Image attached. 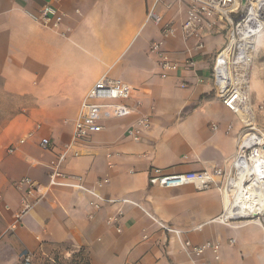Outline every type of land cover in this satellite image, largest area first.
I'll return each instance as SVG.
<instances>
[{"label": "crops", "instance_id": "obj_1", "mask_svg": "<svg viewBox=\"0 0 264 264\" xmlns=\"http://www.w3.org/2000/svg\"><path fill=\"white\" fill-rule=\"evenodd\" d=\"M46 4L62 15L58 29L40 21ZM151 10L161 22L149 18ZM187 16V2L176 0H0V264H17L25 250L37 255L56 245L67 246V258L83 249L90 264H194L143 208L194 243L219 242L220 259L205 256L211 264H264L262 225L214 220L224 209L217 187L149 183L154 167L169 173L228 168L243 128L213 81L228 24L218 19L219 29L207 32L198 47L182 30ZM166 24L175 35L163 48L180 66L163 77L150 47L163 38ZM188 59L194 66L186 65ZM104 74L131 88L133 113L117 118L102 110V129L80 144L81 156H69L63 170L117 201L94 209L88 193L52 187L11 230L24 195L16 182L30 177L41 185L36 194L44 192L50 162L71 141L82 101ZM251 89L250 82L253 107L262 106L263 113L264 93L252 96ZM141 116L151 127L135 140L128 130ZM43 138L51 141L47 149ZM110 217L118 221L110 224Z\"/></svg>", "mask_w": 264, "mask_h": 264}, {"label": "built area", "instance_id": "obj_2", "mask_svg": "<svg viewBox=\"0 0 264 264\" xmlns=\"http://www.w3.org/2000/svg\"><path fill=\"white\" fill-rule=\"evenodd\" d=\"M187 2V19L182 24V30L187 37H195L197 46H203V37L207 32H213L218 28V19L225 20L228 24V39L225 46L216 54L213 65V81L218 96L231 111L240 116L243 128L238 135V145L228 168H216L214 170L188 171L169 173L161 168L154 167L149 171V183L162 187H181L193 184L199 190H207L217 187L224 200L223 212L214 220L222 224L231 225L235 222L249 220L261 221L263 217L258 215L253 218H227L225 216L227 203H235L239 208H247L250 205H260V198L254 193L252 179L263 174L264 178V132L256 125V114L251 102L250 80L251 69L254 61L256 47L249 54V46L241 38L239 33L244 31L257 44L259 36L264 32V5L253 8V0H247L245 9L241 6V0H176ZM149 18L156 22L162 21V16L149 12ZM40 21L46 27L58 29L62 22V15L50 4L41 8ZM163 38L152 42L150 50L159 57V66L163 77L170 72L178 70L180 64L171 59L163 48L165 39L174 36L173 27L166 24L162 30ZM231 36L235 41L230 44ZM230 44V47H229ZM228 49L227 52L225 50ZM195 62L188 59L187 66H194ZM131 88L121 79L104 74L89 90L82 101L80 112L74 121L72 139L63 150L49 164V182L44 187V192L36 194L41 185L30 177H22L16 182V186L24 190L21 207L15 213L10 229H16L23 218L33 207L38 204L52 187H67L92 196L90 206L99 209L101 202H114L115 199L105 198L95 189L87 186L81 175L67 173L63 165L69 156L79 157L80 144L90 139L102 129L99 115L102 110H108L114 117L124 118L130 116L132 106L128 103L131 98ZM241 110H247L252 118L245 119ZM254 120V121H253ZM151 121L146 116L139 117L135 124L128 130L129 135L135 140H140V132L150 129ZM217 128L216 126H214ZM232 126H229L231 129ZM20 140L23 143L27 137ZM51 141L48 138L41 140V146L48 148ZM15 146L9 148L13 152ZM263 150V151H261ZM111 164V163H110ZM108 182L105 178L100 182ZM257 184V183H256ZM260 189V184L255 185ZM125 201V200H124ZM142 208V207H141ZM143 210L158 225L166 235L177 239L183 250L192 257L194 264H211L205 256L211 253L215 260L221 256L220 243L207 240L204 243H194L184 236L185 231L170 225L151 214L145 208ZM118 218L110 217V224L116 223ZM117 228L120 230L119 226ZM231 243L235 240L231 239ZM35 254L23 251L17 264H34ZM131 264V263H129Z\"/></svg>", "mask_w": 264, "mask_h": 264}, {"label": "rangeland", "instance_id": "obj_3", "mask_svg": "<svg viewBox=\"0 0 264 264\" xmlns=\"http://www.w3.org/2000/svg\"><path fill=\"white\" fill-rule=\"evenodd\" d=\"M261 36V35H260ZM259 36V45L254 53V61L251 69V90L252 96L254 94L264 93V35L262 38ZM262 105V104H261ZM255 109V108H254ZM262 106L259 109H255L257 127L264 132V112L261 113ZM254 121V120H253ZM256 123V122H255ZM264 223V220L261 219ZM66 245H56L52 247H45V251H39L35 254L34 264H75L71 257H65ZM76 253V252H75Z\"/></svg>", "mask_w": 264, "mask_h": 264}, {"label": "bare ground", "instance_id": "obj_4", "mask_svg": "<svg viewBox=\"0 0 264 264\" xmlns=\"http://www.w3.org/2000/svg\"><path fill=\"white\" fill-rule=\"evenodd\" d=\"M252 3H253V8H255L257 4L259 5V7H261L262 5H264V0H253ZM262 9L264 10V8ZM245 34L246 33L244 31H241L239 33L241 38L245 40V44L249 46V51H251V53L249 52V54L252 55V49L256 47L257 45H259V39L257 40V44H256L255 41L252 40V38H250L248 35H245ZM230 40H231L230 44H232L235 41V36H231ZM230 44H229V47H230ZM228 49L229 48H227L225 52H227ZM240 112L242 116H244L245 119L252 118L251 113L248 112L247 110H241ZM256 183L263 185V186H260V189L258 190L257 187L255 186L257 185ZM251 185L253 186V189L255 191L254 193H256L257 197L260 198V205H255V206L250 205L247 208L243 209V208L237 207L235 203L233 202L229 203L228 201L227 210L225 214L227 218H253V217H257L258 215H261L264 220V178H263V174H261L260 176H257L256 178H253ZM254 219L255 220H249V222H256L264 227V223L262 221H259L256 218Z\"/></svg>", "mask_w": 264, "mask_h": 264}, {"label": "trees", "instance_id": "obj_5", "mask_svg": "<svg viewBox=\"0 0 264 264\" xmlns=\"http://www.w3.org/2000/svg\"><path fill=\"white\" fill-rule=\"evenodd\" d=\"M72 261H75V264H90L88 258L86 257L83 249L77 251L73 254Z\"/></svg>", "mask_w": 264, "mask_h": 264}, {"label": "water", "instance_id": "obj_6", "mask_svg": "<svg viewBox=\"0 0 264 264\" xmlns=\"http://www.w3.org/2000/svg\"><path fill=\"white\" fill-rule=\"evenodd\" d=\"M247 0H241V6L243 9L246 7Z\"/></svg>", "mask_w": 264, "mask_h": 264}]
</instances>
